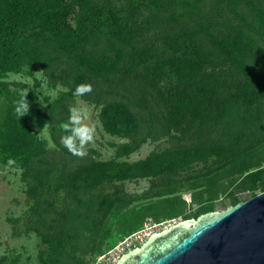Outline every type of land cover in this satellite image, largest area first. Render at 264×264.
Wrapping results in <instances>:
<instances>
[{
	"label": "trees",
	"instance_id": "obj_1",
	"mask_svg": "<svg viewBox=\"0 0 264 264\" xmlns=\"http://www.w3.org/2000/svg\"><path fill=\"white\" fill-rule=\"evenodd\" d=\"M36 69L59 91L45 110L5 80ZM80 83L91 91L77 94ZM76 98L125 140L116 159L61 142ZM45 127L52 146L34 131ZM163 140L143 160H117ZM0 163L26 186L16 222L44 245L39 264H95L116 245L112 217L137 200L161 199L172 219L187 205L178 194L190 192L205 207L197 218L223 195L241 202L232 191L264 192V0H0ZM138 179L148 190L126 192ZM152 209L145 215L158 221ZM0 264L19 262L0 255Z\"/></svg>",
	"mask_w": 264,
	"mask_h": 264
},
{
	"label": "rangeland",
	"instance_id": "obj_2",
	"mask_svg": "<svg viewBox=\"0 0 264 264\" xmlns=\"http://www.w3.org/2000/svg\"><path fill=\"white\" fill-rule=\"evenodd\" d=\"M8 82H18L25 84L23 92H33L35 94V100L37 107L42 110L47 108V105L51 103L59 94L58 90L51 89L47 85L46 78L43 76L40 70H35L34 77L30 76L27 70L20 74H9L6 79ZM39 83L37 85L36 83ZM74 106L80 108H86L88 111L87 119L82 121L83 123L89 124L94 127V133L92 140L86 142L83 145L84 152L89 150H95L100 155V160L109 161L116 159V150L118 145L125 142L117 137H113L107 134L99 121L98 111L95 107L87 102L76 98ZM40 138L45 140L49 146H52V139L48 129L34 130ZM169 145L166 140L158 143L148 142L144 144L138 151L127 157L118 158V161H125L134 163L145 159L155 149H165ZM259 156H256L255 160H258ZM150 186L148 179H138L136 181H126L125 190L130 194H143L147 191ZM26 186L21 179L20 173L6 165L0 163V255H7L11 258H17L19 264H39V255L44 245L40 238L36 234L25 235L20 232L22 228V221L16 222V220H22L24 214L28 208V200L26 196ZM234 196L240 198L241 202L246 201L250 194L248 192L232 191ZM257 194L262 193L261 190L256 191ZM256 194V195H257ZM182 196L183 200L186 201L187 205L184 207V214L176 218L167 219L161 215L165 212V204L161 199H141L135 201L130 208L122 211L117 217H112L109 224L111 231L110 238H114L116 245L110 250L104 252L102 255L97 257L95 264H106L107 254L112 252L117 246L124 242L125 238L150 228L153 225L165 224L173 220H187L192 219L194 214L200 213L203 208L197 206L196 202L193 201L190 192H181L178 194ZM231 198L227 195H223L220 201L213 204L216 211H222L226 207H230ZM152 204L156 214H158L159 220H156L155 215H145L147 213L145 208ZM207 213V212H206ZM204 214V213H203ZM18 228V230H17ZM110 246L106 243L104 250ZM89 255L94 258L95 252L93 248H89ZM106 256V261L99 263V257Z\"/></svg>",
	"mask_w": 264,
	"mask_h": 264
},
{
	"label": "water",
	"instance_id": "obj_3",
	"mask_svg": "<svg viewBox=\"0 0 264 264\" xmlns=\"http://www.w3.org/2000/svg\"><path fill=\"white\" fill-rule=\"evenodd\" d=\"M116 264H264V192L154 232Z\"/></svg>",
	"mask_w": 264,
	"mask_h": 264
},
{
	"label": "clouds",
	"instance_id": "obj_4",
	"mask_svg": "<svg viewBox=\"0 0 264 264\" xmlns=\"http://www.w3.org/2000/svg\"><path fill=\"white\" fill-rule=\"evenodd\" d=\"M40 71L44 70L42 69ZM91 87V84L80 83L76 85L75 92L77 94L90 92ZM15 103L17 105L16 112L20 117L29 111L30 102L26 95L20 97ZM69 111V122H65L62 125V127L67 130V134L61 137V142L68 147L70 151L75 153L77 151V142H79V146L82 148L86 142L92 140L94 127L82 122L87 119L88 116L86 108L73 106Z\"/></svg>",
	"mask_w": 264,
	"mask_h": 264
},
{
	"label": "built area",
	"instance_id": "obj_5",
	"mask_svg": "<svg viewBox=\"0 0 264 264\" xmlns=\"http://www.w3.org/2000/svg\"><path fill=\"white\" fill-rule=\"evenodd\" d=\"M181 221V220H180ZM179 222L178 220H173L169 222L167 225L165 224H157L153 225L150 228H146L145 230H142L141 232L134 233L128 237L125 238L124 242H122L117 248H115L112 252H109L107 255L110 256L107 258L106 264H116L118 260L124 255L125 253L131 251L132 249L141 246L144 242L148 240V238L153 234L154 232H160L166 228H168L170 225L175 224ZM99 257V263L102 261H106V256Z\"/></svg>",
	"mask_w": 264,
	"mask_h": 264
}]
</instances>
